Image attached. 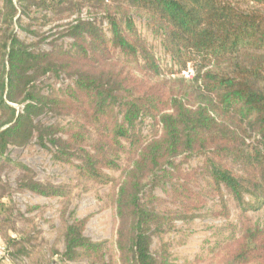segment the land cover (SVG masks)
I'll list each match as a JSON object with an SVG mask.
<instances>
[{"label": "trees", "instance_id": "obj_1", "mask_svg": "<svg viewBox=\"0 0 264 264\" xmlns=\"http://www.w3.org/2000/svg\"><path fill=\"white\" fill-rule=\"evenodd\" d=\"M78 1L98 6L104 19L70 24L72 48L55 58L29 52L14 34L2 37L8 66L3 61L0 67V110L8 117L0 122L1 156L8 144L22 145L36 135L42 147L50 144L55 159L77 160L80 176L115 181L121 264H158L150 251L152 234L188 217L205 196L222 201L223 191L242 216L220 261L264 264V224L244 215L264 207V0ZM8 6L13 14L12 0ZM136 19L159 40L173 67L185 70L192 63V74H164ZM43 59L41 73L73 71L74 83L46 96L31 89ZM12 103H22L23 111ZM44 108L70 116V125L35 122ZM145 121L150 131L144 135ZM178 156H202L203 164L185 172ZM105 168H121L118 179ZM27 181L34 193L61 194L52 184ZM167 184L173 209L160 207L165 200L153 193ZM84 224L80 219L66 225L63 257L106 264L105 242L84 236Z\"/></svg>", "mask_w": 264, "mask_h": 264}, {"label": "rangeland", "instance_id": "obj_2", "mask_svg": "<svg viewBox=\"0 0 264 264\" xmlns=\"http://www.w3.org/2000/svg\"><path fill=\"white\" fill-rule=\"evenodd\" d=\"M12 1L15 7L13 14L8 0H0V67L3 61L8 66L2 47L5 34H14L29 52L35 55L46 53L49 59V55L55 58L72 48V40L66 33L70 24L77 19H104V12L98 6L84 5L78 0H56L60 2L55 4H49L50 0ZM103 23L105 26V20ZM136 26L141 37L152 47L164 74H168V77L192 74V63H187L185 70L171 65L159 40L142 19H136ZM46 59L39 62L37 77L30 86L39 95L45 96L60 93L77 78L73 71L51 70L41 73ZM31 72L27 71L26 75ZM11 105L17 112L23 111L22 103ZM7 117L8 113L0 110V122ZM34 121L67 128L71 118L55 115L44 108ZM149 129V123L145 121L141 133L145 135ZM58 135L64 136L61 132ZM47 145L49 149L42 147L34 135L22 145L8 144L3 155L0 154V244L5 246L9 258L8 261L0 259V264H90L86 259L71 261L63 257L65 227L80 219H85L84 236L94 242H105L103 255L106 264H121L115 244V181L101 184L80 176L76 168L77 160L71 163L59 161L53 157L50 144ZM119 163L121 167L124 166L122 160ZM176 163L182 171L190 172L202 166L203 157L178 156ZM103 171L117 180L121 168H105ZM29 178L52 184L59 188L61 194L45 196L34 193L26 187ZM177 185L175 183V187ZM169 187L170 184H167L166 188L159 185L153 189L155 195L165 200L160 205L165 206V209L176 208L166 195ZM222 199L217 195L205 196L204 201L188 217L173 219L171 224L163 226L162 232L152 234L150 251L158 258V264L223 263L220 261L223 247L237 236L242 213L224 191ZM244 215L253 224H264V207L247 210Z\"/></svg>", "mask_w": 264, "mask_h": 264}, {"label": "built area", "instance_id": "obj_3", "mask_svg": "<svg viewBox=\"0 0 264 264\" xmlns=\"http://www.w3.org/2000/svg\"><path fill=\"white\" fill-rule=\"evenodd\" d=\"M5 246L0 244V259L8 261V255H6Z\"/></svg>", "mask_w": 264, "mask_h": 264}]
</instances>
